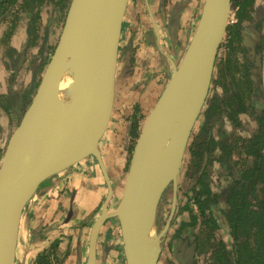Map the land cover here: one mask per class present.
<instances>
[{"label":"water","instance_id":"water-1","mask_svg":"<svg viewBox=\"0 0 264 264\" xmlns=\"http://www.w3.org/2000/svg\"><path fill=\"white\" fill-rule=\"evenodd\" d=\"M129 0H71L55 51L36 94L12 134L0 167V264H16L22 214L40 186L89 157L96 159L107 195L95 220L87 264H97L98 238L117 218L127 264H158L176 211L178 180L192 131L206 103L232 0H204L184 54L147 113L114 211L115 189L101 142L114 113L123 22ZM181 5L174 16L175 26ZM174 26V27H175ZM177 28V26L175 27ZM72 60L71 82L60 73ZM174 196L157 228L164 193Z\"/></svg>","mask_w":264,"mask_h":264},{"label":"flooded vegetation","instance_id":"flooded-vegetation-1","mask_svg":"<svg viewBox=\"0 0 264 264\" xmlns=\"http://www.w3.org/2000/svg\"><path fill=\"white\" fill-rule=\"evenodd\" d=\"M31 1L34 2L33 0H0V71L8 74V76L0 79L2 81L5 79L7 83L5 86L6 93H1L2 84L0 81V154L2 161L8 142L20 123L21 118H17L19 115L22 117L31 104L42 79L41 77L36 82L32 95L27 93L29 95L27 102H23L26 86L28 84L30 87L34 83L36 78L34 70L39 67L35 66L34 57L31 65L28 51L37 43L36 32L40 18L31 21L26 38L17 35L18 24L25 12V6L27 7ZM48 1L50 0H35L37 7L41 3L46 4ZM257 1L259 0H254L247 7L245 18L241 22L237 18L238 8L235 9L234 7L237 21L230 25H239L240 41L235 44H239L244 50L246 60L244 65H246L249 75L248 92L235 90L229 93L230 91L226 89L225 84L221 83L223 97L221 101L217 96L211 100L214 103L212 105L210 102L207 119L202 127L194 132L197 123L203 116L206 100L202 113L192 131L183 159L178 180L176 205H178L180 193H184L186 201L184 214H187V219L181 222L171 242V249L175 248L176 264H264V34L262 33L260 36L264 26V0H261L263 1L261 6L254 7ZM8 21H11V26L7 25ZM247 31L251 36L255 35L252 41L249 40L251 42L249 45H245L243 36L248 33ZM29 36L32 38L28 39ZM235 44L232 47L227 45V47L235 52ZM228 69L231 74V83L235 84L236 80L232 78L233 72L231 68L228 67ZM32 71L31 80L26 83L29 72ZM255 91L259 96L255 95ZM12 95L17 100L15 111L14 104L10 102ZM250 96L251 100L249 101ZM254 102L257 103L255 104L257 107L260 106V109L251 110ZM219 113L226 114L227 127L232 133L227 140L219 138L214 131L215 116ZM2 114L3 116H1ZM244 116H251V121L253 120L252 122L255 123L256 130H252L254 126L248 127V130L245 129ZM4 120L9 122L7 133V127L2 123ZM10 131L12 133L9 137ZM203 133H206L205 138L209 141V152L205 153L203 163L199 168L196 166L197 158L191 155L189 148L192 144V138H197ZM223 151H225V156L223 155L221 158L230 167V173L225 188L216 191L211 182L208 166L212 163L213 155H216L217 152L222 154ZM187 153L191 160L189 164L185 161ZM236 160L241 161L239 165ZM55 176L46 180L42 185ZM202 178L203 182L209 184L210 195H202L201 193L196 195V192L200 191ZM172 195L174 196L173 190ZM206 201L209 202L205 203ZM176 213L177 206L172 222ZM99 240L100 236L98 243ZM98 260L97 246V264H99Z\"/></svg>","mask_w":264,"mask_h":264},{"label":"crops","instance_id":"crops-1","mask_svg":"<svg viewBox=\"0 0 264 264\" xmlns=\"http://www.w3.org/2000/svg\"><path fill=\"white\" fill-rule=\"evenodd\" d=\"M181 1L129 0L120 41L115 105L123 99L126 92H141L144 88L140 89L142 85L149 86L147 90L154 94V103L158 99L164 88L160 90V81L164 77L165 85L168 82L170 65L174 71L173 62L176 60L169 53V35L175 26V9L181 5ZM196 3L198 22L204 0H197ZM4 76L8 74L0 71V79ZM0 81L1 93H6L7 83L5 79ZM28 86L27 84L23 100L25 103L29 98ZM136 101V106L140 107L138 116H143L141 100ZM2 123L7 127V133L9 122L4 120ZM122 126L125 130L129 129L131 122L126 118V121L122 120ZM117 133L119 130L114 133L109 144L103 145L101 142L106 164L108 158H114V154L107 155L106 151L108 148L112 149L113 142L116 143L114 138ZM85 162L74 165L46 182L27 205L21 220L16 264H34L38 256L45 258L43 264H86L90 236L86 231L89 228L87 224L91 218L95 222L100 214L98 210L103 197V186L98 175L99 167L89 164V160ZM125 167L122 170H108L110 174L120 178ZM122 187L120 191L117 189L120 196ZM80 231L82 236L74 240V232L79 234Z\"/></svg>","mask_w":264,"mask_h":264},{"label":"rangeland","instance_id":"rangeland-1","mask_svg":"<svg viewBox=\"0 0 264 264\" xmlns=\"http://www.w3.org/2000/svg\"><path fill=\"white\" fill-rule=\"evenodd\" d=\"M196 1L197 0L181 1L180 12L181 14L183 13L182 17L180 14V17L176 25L177 28H175L176 27L175 26L170 31V35H169L170 47L168 49L170 56H172L174 60H176L175 62L176 64H178L179 61L181 60L184 51L187 47V43L190 39V36L192 35L195 29V25L197 22ZM70 2L71 0H50L46 4L44 3L39 4L37 7V3L31 1V3L27 7L25 6V12L21 17V22L18 24L19 26L17 30L18 32L17 35L25 36L26 38L31 21L35 19L37 20L38 17L40 18L38 23V29L36 32V35L38 37L37 43L36 45L34 44L33 48L29 49L28 51L30 56L29 62H31V65H32V59L34 57L35 66L37 67L39 66L36 70H34L36 74V76L34 75L36 77L35 81L29 87L28 93L31 95L32 93H34L36 82H38L39 79L42 77L43 71L48 61L50 60L54 48L59 40ZM262 4L263 1L259 0L255 3L254 7L261 6ZM234 21H237V19H236V10L233 7L230 25H232ZM7 25L11 26L12 25L11 21L10 22L8 21ZM172 32H174V34H172ZM262 33L264 34V26L260 32V36L262 35ZM243 36L245 38L244 39L246 43L245 45H249L251 43L249 42V40L252 41L255 35L253 34V36H251L250 33L248 32ZM31 38L29 36L28 39ZM228 41L229 39L226 34V37L222 43V47L218 53L213 83L208 95L206 106L204 107L203 110V116L200 122L197 123L194 132H197L200 129V127H202V125L204 124V121L207 119V113L210 108L211 100L217 96L221 101L223 97L221 83L225 84L226 89L230 91L229 93H232L235 90H239L240 92L243 91L248 92L247 82L249 80V75L247 73L246 65H244V63L246 62L244 50L242 49V47L239 46V44H235V52L231 51V49L227 47ZM228 67L231 68V71L233 72L232 78L236 80L235 84L231 83V77H230L231 74L229 73ZM157 72L159 73L160 70H158ZM172 72H173V68L170 65L168 69V79L171 78ZM263 72H264V66H263ZM32 74L33 71L29 72V75L26 79V83H28V81L31 80L30 77L32 76ZM154 80H156V77L154 78ZM165 81L166 80L163 77L162 80L160 81V87H159L160 90L164 87ZM263 83H264V79H263ZM142 87L144 88L142 89ZM140 89H142L141 92L138 91L133 93H131L132 91L128 93L126 92L123 99L116 103L112 121L108 127L106 135L102 140L103 145L109 144L110 140L112 139V136H115L114 133L117 130H119V133L116 134V138H114L117 140L116 143L113 142V144L111 145L112 149L108 148L106 151V153L108 152L107 155L112 156V154H114V158H108L107 160L108 162L106 166L108 167V169L119 168V170L120 169L122 170L123 166L124 167L126 166L123 173H121L120 178H118L117 175L113 176L114 174L112 173L110 174L111 179L113 178L112 182L115 189L114 197L109 206L111 211H114L117 208V204L120 199V192H118L117 189L120 191L121 187L123 186L125 176L128 171V166L132 157L133 149L138 139L140 128L142 127V124L146 117L144 115H146L151 110V107L153 106L155 100V96L151 92V90L150 91L147 90L149 89L148 85H142ZM255 95L259 96V94L256 91H255ZM137 99L141 100V104H142L141 114L144 115L143 116L139 115L137 121L138 123L136 126L137 130L136 133L134 134L132 128L133 125H131L129 129L125 130V128H123L122 126V120L126 121L127 118L131 122V124L133 123V121L135 120V114L140 111V107L136 106ZM248 99L250 101L251 96ZM16 101H17L16 97L12 95V99H10V102L14 104V111H15ZM255 104L257 103L254 102V105L251 107V110H257V108L260 109V106L257 107ZM19 117L21 118V115H19L17 119H20ZM215 117H216V121L214 122L215 134L219 138L227 140L228 138H230L232 133L230 132V128L227 127L228 125L226 122V114L219 113ZM243 120H244L243 123L246 125L245 126L246 130H248V127L252 128L253 126L254 127L252 128V130H256L254 125L255 123L252 122L253 120L251 121V116H244ZM11 133L12 131L9 132V137ZM112 151L114 152L111 153ZM223 155L225 156V151H223L222 154H219L217 152L216 155H213L214 157L212 159V163L208 166L211 182L216 191H220L223 188H225L227 184V177L228 174L230 173V167L225 162V160L221 158ZM86 160H89V162H91L89 164H93L95 166L97 165L99 167L95 158L89 157ZM185 161L188 164L189 161H191L188 153L186 155ZM236 161L238 165L241 162L240 160H236ZM82 162H85V160ZM82 162L78 164H81ZM1 163H2V155L0 154V166ZM72 167L73 166H71L70 168ZM67 170L63 172H66ZM98 175L102 182L101 185L103 186V197H102L100 209L98 210V213H100L107 195V185L100 168ZM172 196H173L172 188H169L162 197L158 211V222H157L158 230L159 229L161 230L165 226L169 218L171 205H172ZM185 207H186V201L184 199V193L181 192L178 200L176 217L174 218V221L172 222V225L168 233L166 234V236L163 238L162 241L163 251L158 264H168V263L176 264L175 255H174L175 248L171 249L172 246L171 242L173 241V237L175 236V233L178 231L181 222H183L184 219L185 220L187 219V214H184ZM93 222L94 219L91 218L89 220V224L86 223L89 227L88 230H86L89 233V235H90L89 230ZM81 232L82 231H80L79 234H77V232H74V240L82 236ZM88 247H89V243L87 249ZM98 253H99V260H98L99 264H125V261H127V255L125 252L124 242L121 234L120 222L117 218L110 219L105 223L98 243Z\"/></svg>","mask_w":264,"mask_h":264},{"label":"trees","instance_id":"trees-1","mask_svg":"<svg viewBox=\"0 0 264 264\" xmlns=\"http://www.w3.org/2000/svg\"><path fill=\"white\" fill-rule=\"evenodd\" d=\"M35 2V0H33ZM254 0H234L233 1V7L238 8L237 10V18L241 22L246 15L247 7L251 5V3ZM228 39H229V44L228 46L232 47L237 41H240V32H239V25H234V26H229L228 27ZM259 62L257 63V65ZM259 67V66H258ZM212 105L214 101L211 102ZM138 113L135 114V120L131 125L133 128V133H136L137 130V121H138ZM206 134V133H205ZM205 134H200L199 137L197 138H192V144L190 145L189 151L192 156H195L197 158V163L196 166L199 168L201 167L203 160H204V155L206 152H209V141L207 138H205ZM203 178L201 179L200 183V191L196 192V195L202 194V195H210L209 193V184L206 183L205 181H202ZM209 201H206L205 203H208ZM45 258L43 256H38L36 259V263L34 264H43Z\"/></svg>","mask_w":264,"mask_h":264},{"label":"bare ground","instance_id":"bare-ground-1","mask_svg":"<svg viewBox=\"0 0 264 264\" xmlns=\"http://www.w3.org/2000/svg\"><path fill=\"white\" fill-rule=\"evenodd\" d=\"M74 72V64L72 60H68L60 73L62 88H66L71 82L72 74Z\"/></svg>","mask_w":264,"mask_h":264}]
</instances>
